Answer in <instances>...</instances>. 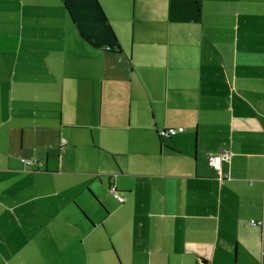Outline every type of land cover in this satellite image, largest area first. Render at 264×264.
Here are the masks:
<instances>
[{
  "label": "crops",
  "instance_id": "0c3cea01",
  "mask_svg": "<svg viewBox=\"0 0 264 264\" xmlns=\"http://www.w3.org/2000/svg\"><path fill=\"white\" fill-rule=\"evenodd\" d=\"M32 1L0 43V264H264V0Z\"/></svg>",
  "mask_w": 264,
  "mask_h": 264
},
{
  "label": "rangeland",
  "instance_id": "374dc122",
  "mask_svg": "<svg viewBox=\"0 0 264 264\" xmlns=\"http://www.w3.org/2000/svg\"><path fill=\"white\" fill-rule=\"evenodd\" d=\"M8 2L10 1L0 0V37H1L0 43L1 44H4L6 40V35L4 34L5 26H9V25L19 26L20 25V17H18V14H23L24 12V14L26 15V25L27 23L30 24V21L32 19V17H29L30 14L32 15L31 4L34 3L32 0H25L24 3L26 4H23L22 0H11L10 3ZM46 4H47V1H45L44 8H43L44 10L47 8ZM132 16H133L132 13L129 17L126 16V19L129 20V21L126 20L127 21L126 24L130 25V30H129L130 32H127V34H129L127 36H130V37L132 35ZM112 25H114L113 26L114 28H117L115 29V31L117 30L116 31L117 37L118 36L125 37V32H121L118 25H116L115 23H113ZM10 37L11 38L9 40L7 39L6 41L7 45L12 47L19 43L18 37L16 36L15 33L10 34Z\"/></svg>",
  "mask_w": 264,
  "mask_h": 264
},
{
  "label": "built area",
  "instance_id": "2783aa9c",
  "mask_svg": "<svg viewBox=\"0 0 264 264\" xmlns=\"http://www.w3.org/2000/svg\"><path fill=\"white\" fill-rule=\"evenodd\" d=\"M183 129H184L183 126H180V127H171V128L169 127V128H167V129L163 132V135H166V136H172V135H175V134H177V133H179V132L184 131ZM61 143H62V145H63V143H65L64 138H63V140L61 141ZM228 155H229L228 152H223V153H218V154L210 155V156H209V162H210V164H211L212 166H214L215 168L219 169L220 166H221V162H222L225 158H227ZM29 162H30V161H29ZM29 162H27V163H29ZM112 189H113V191H114L115 197H117L119 200L122 201V200H123V197L117 192L116 188L113 187ZM252 223H253V224H259V225H261L263 222H262L261 220H255V219H253V220H252ZM262 252L264 253V251H262Z\"/></svg>",
  "mask_w": 264,
  "mask_h": 264
},
{
  "label": "trees",
  "instance_id": "16d2710c",
  "mask_svg": "<svg viewBox=\"0 0 264 264\" xmlns=\"http://www.w3.org/2000/svg\"><path fill=\"white\" fill-rule=\"evenodd\" d=\"M117 46H119L118 44H116ZM120 47V46H119Z\"/></svg>",
  "mask_w": 264,
  "mask_h": 264
}]
</instances>
